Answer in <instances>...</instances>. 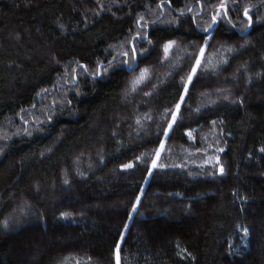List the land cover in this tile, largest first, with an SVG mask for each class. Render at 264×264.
<instances>
[{"label": "trees", "instance_id": "trees-1", "mask_svg": "<svg viewBox=\"0 0 264 264\" xmlns=\"http://www.w3.org/2000/svg\"><path fill=\"white\" fill-rule=\"evenodd\" d=\"M220 2L0 0V264H116L127 210L94 209L137 196L120 264H264V0H226L213 24ZM41 45L49 59L25 54ZM100 129L90 174L71 162ZM132 147L157 163L142 190ZM20 205L37 219L16 230Z\"/></svg>", "mask_w": 264, "mask_h": 264}, {"label": "rangeland", "instance_id": "rangeland-1", "mask_svg": "<svg viewBox=\"0 0 264 264\" xmlns=\"http://www.w3.org/2000/svg\"><path fill=\"white\" fill-rule=\"evenodd\" d=\"M247 19H248V17H247ZM208 32H210V29L208 30ZM9 37H10V40H14V38H15L14 34H10ZM41 46H43V47H41V48L35 47L34 50H32V51L29 50V51L25 52V54H27L29 56L32 55L34 57L35 56L41 57L43 59H49L50 49L44 47L47 45H41ZM26 58H30V57H26ZM231 77L233 78V76H231ZM119 102H120L119 105L121 106V108H123L122 107L123 104L127 103L126 101H124V99L122 97L120 98ZM146 102H147V99H144V100L139 99L136 102H131V104L132 105H134V104L142 105L143 103H146ZM150 103H151V101H149V104ZM121 108L116 110V114H117V118H119V121L124 122V120L127 119V116L125 115V110L121 109ZM132 108L135 109L134 107H132ZM115 129L119 133L120 128L116 127ZM99 133H100V135L95 138L96 139L95 142L87 143L83 147H81L79 150H77L76 153L78 154L77 155L78 157L75 158L73 160V162H71V164H73V165H75V164L80 165V166L82 165L83 167L87 168V171H89L90 174L95 173L97 170H99L101 168L98 164H96L94 162V160L99 159V155L101 154V152H105L107 150L106 146L102 142L103 138L105 137L106 130L100 129ZM112 135H113V133L111 134V136ZM126 137L129 141H130V137H131V139L134 137L136 138L135 134L132 132L127 133ZM153 161H154V158L151 155H149L145 152H142L141 150L135 149L134 147H132V149L130 150V154L127 157V164L133 165V167L128 168V170H130V171L142 170V172H143L142 173L143 184H142L141 190L144 187V181H146L148 176H149L150 170L153 166ZM77 165H75V166H77ZM72 172H74V171H72ZM107 175H108V178H110L111 180H117V178H118L117 175L115 174V172L111 171V170L108 171ZM47 187L50 190V197L53 201L57 202L58 200L61 199V198L57 199L58 196H54V195H56L55 193L57 191V186H56V184H54L52 182H49V183L40 182L36 186L33 185L32 193H33V195L43 193V191ZM72 191H73V186L69 185L68 187L64 188L63 193H64L65 197H67L71 194ZM23 197H24L23 193L16 195V198L18 201L17 204H20L21 200H23ZM134 204H136V198L130 202H127L126 199L120 198V199H115L114 201L109 202V203L99 204L94 209L97 213H99L101 215L109 214V213L121 214V213H123V211L127 210V217L125 218V220L123 222V225H122L121 231H120V235H119V240H118L119 243H121V241L124 237V234L127 230L128 224L131 222L132 216H133L134 211H135V208H133ZM158 205H159V203L155 199L150 201V206H151L150 208L155 210L151 214V217L158 215L161 218L167 219L168 217L172 216V213H173L172 209L169 211H166L165 212L166 214H165L162 211H157L156 207ZM172 206L173 205L171 204V207ZM20 207H21V205L19 207L16 206L15 210L11 214L12 217H11L10 223L12 224L13 228L16 230H18L19 229L18 227L21 225L28 226V225L35 224L36 219H37V217H35L36 212L30 211L29 208H28V210H29L28 214L30 215V217L28 220L24 219L26 212L25 213L23 211L21 212ZM25 207L27 209V206L24 205V209H25ZM52 209H53V205L50 207L49 210H52ZM185 215L195 216V212L188 210L187 212H185ZM1 227H2L3 233L6 231H9V229L5 228L4 224ZM243 237H244V234H243ZM230 253H234V250L232 249V240L230 241Z\"/></svg>", "mask_w": 264, "mask_h": 264}, {"label": "snow or ice", "instance_id": "snow-or-ice-1", "mask_svg": "<svg viewBox=\"0 0 264 264\" xmlns=\"http://www.w3.org/2000/svg\"><path fill=\"white\" fill-rule=\"evenodd\" d=\"M233 2H235V0H233ZM189 11H190V9H189ZM248 11H249L248 8L245 7L244 8V15L246 17H248V24L250 25L252 23V19H251L250 16H248ZM220 15H224V16L227 15V2H226V0H221L220 4L218 5L217 14L213 15V17H212V23L213 24L217 22V17L220 16ZM209 27H211V25H209ZM173 43L174 42H169L165 46V53L168 52V50L172 47ZM132 53H133V55H135V48L132 49ZM203 54H204V50L201 49V56H203ZM125 55H127V53H125ZM199 65H200V60H197L196 61V67H199ZM196 67L193 68L192 73L188 76V81L189 82L192 81V77L196 73ZM145 72H146V70H145ZM144 76H145V73H141L140 79L142 80L144 78ZM185 92H187V86L185 87ZM225 98H227V97H225ZM181 99H183V97H181ZM179 107H180V105L178 104L177 105V111L179 110ZM175 120H176V117H175V114H174L173 115V123H175ZM171 127H172V124H169V129H171ZM161 148H163V145H161ZM221 151H223V149H221ZM261 151L264 152V149H261ZM123 167L124 168H131V167H133V165L132 164H125V165H123ZM155 167H157V163L154 160L153 161V168H155ZM220 172L221 173L224 172V169H223L222 166L220 168ZM139 203H140V197L137 196L136 197V204L133 205V208H135L136 205H138ZM245 234H247V229H245ZM115 257H116V264H120L121 258H120V243L119 242H117V244H116Z\"/></svg>", "mask_w": 264, "mask_h": 264}]
</instances>
